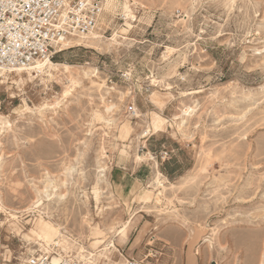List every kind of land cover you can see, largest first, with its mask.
Instances as JSON below:
<instances>
[{
	"label": "rangeland",
	"instance_id": "obj_1",
	"mask_svg": "<svg viewBox=\"0 0 264 264\" xmlns=\"http://www.w3.org/2000/svg\"><path fill=\"white\" fill-rule=\"evenodd\" d=\"M101 3L95 31L119 43H82L52 59L74 64L77 83L0 74V113L13 120L0 171V264L45 252L34 232L41 218L65 236L46 240L49 250L81 264H176L189 246L201 264H264V0ZM64 86L60 106H48ZM189 105L178 129L172 115ZM175 157L182 168L171 173ZM155 170L166 177L158 203ZM48 181L63 199L36 192ZM79 244L96 255L81 257Z\"/></svg>",
	"mask_w": 264,
	"mask_h": 264
},
{
	"label": "built area",
	"instance_id": "obj_2",
	"mask_svg": "<svg viewBox=\"0 0 264 264\" xmlns=\"http://www.w3.org/2000/svg\"><path fill=\"white\" fill-rule=\"evenodd\" d=\"M101 12V0H0V70H25L38 60L52 59L57 53L55 46L63 40L95 31ZM130 109L135 114V108ZM172 151L159 150L155 156L164 160ZM15 264L81 263L49 250L29 253ZM114 264L139 261L128 256Z\"/></svg>",
	"mask_w": 264,
	"mask_h": 264
},
{
	"label": "bare ground",
	"instance_id": "obj_3",
	"mask_svg": "<svg viewBox=\"0 0 264 264\" xmlns=\"http://www.w3.org/2000/svg\"><path fill=\"white\" fill-rule=\"evenodd\" d=\"M101 19H102V17H101ZM117 37H118V35H114V37H112V38H108V39L105 38L104 39L101 36V34L99 33V31H93L90 34H87L84 36L67 38V39L63 40L62 44H60V45L57 44L55 46V50H56V52H58V51L65 49L66 47L68 48V47L79 45L82 43H84V45H86V46H97L99 44L111 45L113 43H119V40H117ZM74 67H75V65L71 64V63L57 62V61L52 60L51 58H44L42 60H38L37 62H35L34 65H31L30 67H28L25 70L15 69V70H10L8 72H10L9 75H11L10 78L12 79V80H10V82H12V83H17L18 80H19V82L23 83L24 81L31 80V78H33V77H36L39 75L41 76L44 74L50 78L51 77H57V76H60L61 74H63L68 79V81L70 82V85H72V84L77 83V80L73 76L74 72L72 71V69ZM84 70H86V69H84ZM84 70H83L84 74L86 76H88L93 72L94 69L92 67H90V70L89 69L87 71H84ZM3 72H4V70H0V74H3ZM22 73H25L26 76L23 77ZM76 73H78V72L76 71ZM15 76H18V80L13 79V77H15ZM68 93H69L68 86H64L61 97H57L53 101V103L49 104L48 106H50L51 108L60 106L61 101L63 100V98H65L68 95ZM183 107L178 108L177 111H179V112L172 115V119L175 121V124H176L175 126H177L178 129H180L181 126H183L186 123L187 117L190 115V113L192 111V107H190V105L189 106H183ZM25 109H26V112H31L30 107L26 106ZM136 109H135V114H137L136 116H139ZM21 114H23V112L19 113V115H21ZM95 114L97 116H99L107 124L110 123L111 119L105 118L99 111L98 112L96 111ZM157 118H159V117H157ZM160 122H161V124H163L162 128L165 129L166 128L165 126H167V123H168L167 120L162 119ZM12 124H13V120L10 118V116L8 114L0 113V171L3 170V166L5 164V158L7 157V156H5V153L3 151V139L5 138L6 133L12 128ZM155 125H156L155 128L159 127L158 120L156 118H155ZM127 131H128V127H127ZM147 154L150 156V153H147ZM137 158H141V156L137 155ZM103 170L104 169H101V171H103ZM160 176H162L161 173L158 170H155L154 176L152 177V181L150 182L151 185L154 187L155 191H157L155 193V201L157 203L161 200L160 196L162 194V190H160L159 187L162 189L165 188L164 179H166V177L165 176L160 177ZM186 177H188V175L183 177V178H186ZM161 178H163V179H161ZM3 179H4L3 174L0 173V184L3 183ZM53 187H54L53 183L51 181L50 182L48 181V183L45 184L43 188L36 189V192L38 194L44 195L46 197V199L49 200L50 196L55 194L54 192H52ZM55 198L57 200H61L64 198V194L62 192H58L55 194ZM94 198L98 201L97 191H95V197ZM38 200H39V198H38ZM0 209H5V205L2 201L1 196H0ZM40 222L43 223L42 228L40 229V231L34 230V232L39 237V240L43 241V243L41 244V247L44 249L45 252H48L49 251V248L47 247L48 245L46 243H44V242H46V240H48V239L52 240L53 237H56V236H59V237L61 236L62 238H64L65 236L62 233L60 226H56L49 221H45L43 218L40 219ZM129 223H130V221H129ZM127 226L128 225H125L122 229H120L119 233L121 235L118 238L119 242L123 243L124 240L126 239V237H127V232H126ZM204 241H208L209 244L212 243L209 239H205ZM99 242H100V240H95V243H99ZM57 243H59V242H57ZM96 245L94 246V249L98 247V245L97 246ZM108 246L115 247V244H114V242H110V243H108ZM76 249H77L78 254L81 257L89 256L92 258L96 255V253L89 251L88 249H86L85 246H83L81 244L77 245ZM91 258H89V259H91ZM90 262L92 263L93 260Z\"/></svg>",
	"mask_w": 264,
	"mask_h": 264
},
{
	"label": "crops",
	"instance_id": "obj_4",
	"mask_svg": "<svg viewBox=\"0 0 264 264\" xmlns=\"http://www.w3.org/2000/svg\"><path fill=\"white\" fill-rule=\"evenodd\" d=\"M160 146L165 147L164 143H161ZM160 146H159V148H160ZM175 158H176L175 163H177V165H175V166H173V168L169 169V172H171V173H175L177 170H181V168H182L181 161L179 160V158H177V157H175ZM165 241H166V239H165ZM166 244H163V246H166ZM176 253L178 254V256L180 255L179 259H178L180 261V263L177 262L176 264H184V262H185V264H201L200 261L196 260V251L193 252L190 246L187 248L186 251L182 250L181 252H176ZM176 253L172 250V248L171 249L169 248L168 251H166V253H165L166 256H164L163 258L165 259V257H167L168 258L167 262H170L169 258L172 259V256H174ZM160 254H162V252ZM181 257H182V261H181ZM170 264H175V262L171 260Z\"/></svg>",
	"mask_w": 264,
	"mask_h": 264
},
{
	"label": "snow or ice",
	"instance_id": "obj_5",
	"mask_svg": "<svg viewBox=\"0 0 264 264\" xmlns=\"http://www.w3.org/2000/svg\"><path fill=\"white\" fill-rule=\"evenodd\" d=\"M8 23H11V21H8Z\"/></svg>",
	"mask_w": 264,
	"mask_h": 264
},
{
	"label": "trees",
	"instance_id": "obj_6",
	"mask_svg": "<svg viewBox=\"0 0 264 264\" xmlns=\"http://www.w3.org/2000/svg\"><path fill=\"white\" fill-rule=\"evenodd\" d=\"M52 59H55V57H53Z\"/></svg>",
	"mask_w": 264,
	"mask_h": 264
}]
</instances>
